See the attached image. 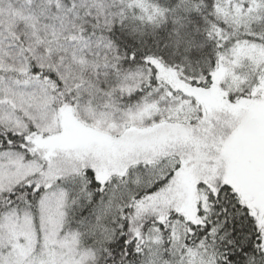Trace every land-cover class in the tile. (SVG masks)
<instances>
[{"label": "snow or ice", "instance_id": "snow-or-ice-1", "mask_svg": "<svg viewBox=\"0 0 264 264\" xmlns=\"http://www.w3.org/2000/svg\"><path fill=\"white\" fill-rule=\"evenodd\" d=\"M0 264H264V0H0Z\"/></svg>", "mask_w": 264, "mask_h": 264}]
</instances>
